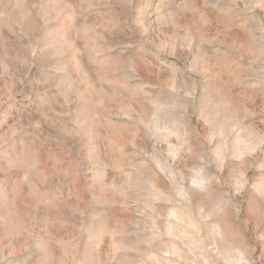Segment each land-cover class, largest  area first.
Segmentation results:
<instances>
[{"label":"rangeland","instance_id":"obj_1","mask_svg":"<svg viewBox=\"0 0 264 264\" xmlns=\"http://www.w3.org/2000/svg\"><path fill=\"white\" fill-rule=\"evenodd\" d=\"M0 264H264V0H0Z\"/></svg>","mask_w":264,"mask_h":264}]
</instances>
